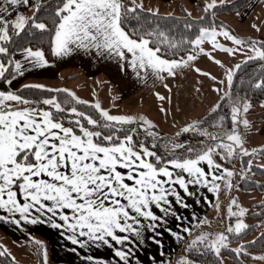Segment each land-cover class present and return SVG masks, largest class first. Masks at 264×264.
<instances>
[{"label":"snow or ice","instance_id":"1","mask_svg":"<svg viewBox=\"0 0 264 264\" xmlns=\"http://www.w3.org/2000/svg\"><path fill=\"white\" fill-rule=\"evenodd\" d=\"M235 7V0H199L200 15L194 18L180 5L181 18L161 13L158 6L145 7V0H0V79L9 85L0 89V221L48 225L79 249L110 250V255L88 254L82 264H145L139 252L149 243L160 257L151 256L148 264H226L222 252L233 264H264V248L249 250L264 240V228L250 241L240 239L264 219L249 224L251 206L232 194L240 181L264 191V182L251 180L253 168L264 175V162L254 163L264 160V143L249 146L250 134L264 131L249 119L255 107L264 111V36H238L226 23H217L219 11ZM181 20L177 35L173 27ZM251 27L259 33L264 21ZM79 50L114 60L141 83H152L165 120L173 111L169 78L187 71L206 76L215 99L201 116L182 124L173 117L175 130L165 134L143 112H114L99 98L84 99L68 87L33 81L11 86L26 69L54 64L55 58ZM216 50L240 58L225 63ZM202 56L222 74L198 66ZM252 62L255 73L245 85L239 73ZM156 82L167 95L155 89ZM242 87L248 90L244 94ZM194 92L202 94L199 77ZM175 111H182L179 103ZM189 133L196 139L183 138ZM191 186L216 195L213 207L222 227L209 230L212 219L195 212L190 224L183 223L187 218L175 205L191 207L180 191L196 196ZM222 193H227L223 209ZM255 215L264 217V201ZM170 219L181 222L177 230ZM165 231L186 245L174 260L164 256ZM234 239L239 243L233 245ZM26 244L35 249L36 264H49L43 239L31 236ZM0 264H19L2 242Z\"/></svg>","mask_w":264,"mask_h":264},{"label":"crops","instance_id":"2","mask_svg":"<svg viewBox=\"0 0 264 264\" xmlns=\"http://www.w3.org/2000/svg\"><path fill=\"white\" fill-rule=\"evenodd\" d=\"M150 1L152 0H145V3L149 6ZM154 1L156 4L159 3L156 6H158L162 12V7L164 5L168 6L170 2H180L182 0ZM161 1L164 2V5ZM191 1L196 2V0ZM51 59H53V57ZM55 59L56 63L54 64L26 69L24 76L22 78L17 77V81H14L11 86L16 88L19 86V83L29 81L45 83L53 87L71 88L82 98L83 95H85L83 92H87L88 96H94L93 92H95V96L101 100L102 106L109 107L110 110L114 112H143L148 116L151 114L158 120L161 128L167 132L175 130L171 124L173 117H175L178 124H182L189 116H201L207 109L209 103L215 99V93L209 87L212 82L206 76L195 73L194 71H187L184 76L178 77L175 80L169 78L167 82L172 85L171 107L173 108V111L169 114L168 119L165 120L164 115L159 112L158 105L160 102L154 96L153 84L141 83L134 75L131 74V69L125 68L121 70L114 60H110L107 57H97L96 54L85 52L84 50H79L77 52L70 53L68 56ZM197 65L212 71L216 75H221L223 72V69L220 66L215 65L214 62L210 61L207 57L202 56L198 58ZM197 77H199L202 86L201 95H197L194 92V85ZM155 89L167 95V90L163 88L160 82L155 83ZM113 97H115V99H113ZM177 103H179L182 109L180 112L175 111ZM262 128H264V121L260 125L259 129ZM259 132L262 134L264 131ZM191 190L197 192V189ZM180 191L187 203L191 205V207L185 209L183 206L176 204V206H179L182 209L183 216L185 217L193 212L198 215L200 210L205 209L208 204L213 203L216 199V195L209 193L206 188L199 189L196 196L187 195L183 193L182 190ZM205 195L209 197V201L203 200L202 197ZM197 198L200 199V203H196ZM15 227L21 229L29 227L33 231L42 234L55 250L56 243H60L61 248H63L62 243L64 242V245L67 246V250L64 253L65 256H58L56 252H53V259L55 261L63 259L65 264H82V258L88 254L105 255L106 252L110 255V252L105 251V248L100 251L94 246L89 248L87 251L79 249V246L77 247V252L74 253L69 251L68 249H72L68 246L71 242L67 241L60 235L59 229L51 228L48 225H32L27 222H22L21 226H16L0 221V228L4 232L9 233V231ZM26 229L27 228H25V230ZM174 230L177 229L174 227ZM16 233L18 235L19 230H17ZM163 236L167 238V240H164V244L162 243L164 256H167L173 247L167 245L165 242L172 241L174 244H177L181 241H177L175 237L167 234L166 231ZM143 253V257L150 258V246L146 245ZM158 254H160L159 250ZM83 264H87V262L85 261Z\"/></svg>","mask_w":264,"mask_h":264},{"label":"rangeland","instance_id":"3","mask_svg":"<svg viewBox=\"0 0 264 264\" xmlns=\"http://www.w3.org/2000/svg\"><path fill=\"white\" fill-rule=\"evenodd\" d=\"M163 2V1H161ZM199 2V0L195 1H191V0H182V1H178V2H170L168 4V6L164 5V2L162 3L164 6L162 7V12H168L171 11L174 14H182L183 11L180 8V5H183L185 7H188L189 9H191L193 11V16H199L200 12L196 10V4ZM159 3L156 4V2L154 0L150 1L149 6H156ZM249 5H252L251 7H249ZM148 6L145 3V7ZM240 12L241 15H237L236 13ZM220 18L225 21L230 27L231 29L234 31V33L238 36H243V37H248V36H256V37H261L264 36V28H262L261 32H256L252 27L251 24L253 22L260 24L261 21H264V0H250L249 3L247 5H245L244 7L235 10L231 13H224L222 15H220ZM221 40V42L228 44L229 46H231V41L227 40L225 37H220L219 38ZM219 59L223 60L225 63H235L237 60H239L240 58V54L237 53L236 56H231L230 54L220 51V50H216L214 53ZM85 95H83L84 99H88V100H94L96 99V96H88L87 92H83ZM91 97V98H90ZM259 106L255 107L253 110L258 109ZM252 110V111H253ZM259 114V112H258ZM257 113H251V115L249 116V119H253V117L258 115ZM150 118H152L153 120L156 121L159 130H161L162 132H164L165 134H171V132H167L164 129L161 128V126L159 125V122L156 118H154L153 115L150 114L149 116ZM257 129V128H256ZM183 138H192V139H196V137H193L190 133L189 134H185ZM259 143H264V132L261 134L259 131L254 132L252 134H250V138H249V146H255L256 144ZM254 162L256 163H261L264 162V160H254ZM236 164H238V160L235 161ZM251 176H253L251 174ZM237 179V177H236ZM235 183V180H234ZM191 189H197V186H191ZM202 189V188H200ZM233 195H237L239 201L246 207L251 206L250 207V213L254 212L258 206L257 205H253V203L264 200V191L262 190H254V191H243L241 189L233 190ZM226 196L227 193H222L220 196V203H221V207L223 209V207L225 206L226 203ZM216 198V197H215ZM216 202V199L213 203L208 204L206 206L205 209L200 210L198 216L200 217H204L207 216L209 218L212 219L213 223L210 227L209 230H217L219 227H222L219 224V220L220 217H218L216 215L215 209L213 207V204ZM175 208L177 209V211L183 216V212L182 209L179 206L175 205ZM185 217V216H184ZM186 220L183 221L184 224H190L194 217L192 216V214H189L188 216H186ZM261 217L255 216V215H248L246 217V221L248 223L251 222H256L257 220H260ZM264 219V217H263ZM180 221L177 220H173L170 219L169 220V225L176 228L177 224H180ZM202 227H208V226H202ZM256 232L252 233L250 235L244 236L240 239H243L245 241L247 240H251L253 236H255L262 228V225L260 226H256ZM25 228H27L25 230ZM23 229L21 228H13L11 231H9V233L4 232L1 228H0V242L4 243L5 245L8 246V248L13 252V254L16 256L17 261L19 262V264H33L35 262V249L32 248L30 245L26 244V241H28L30 239L31 236H36L39 239H43L48 247L49 250V264H65L63 259H58L59 261H55L53 258V252H56L58 254V256L64 255L65 256V252L67 250V246L64 245V242L62 243L63 248H61L60 243H56V250L53 248V246L50 244V242L45 238V236H43L42 234L33 231L32 229H30L29 227H25ZM19 230V234L17 235L16 231ZM28 230V231H27ZM199 230V229H198ZM165 233V232H164ZM169 234V233H167ZM187 235V234H185ZM164 240H167V238H165L164 236L162 237V243L164 244ZM167 245L172 246L173 248H171L170 253L165 256V258H171V259H176L182 252L183 249L185 248V244L183 242H178L177 244L172 241H166L165 242ZM239 240L237 239L236 241H233V245L238 244ZM69 244V243H67ZM68 246H70L71 248L75 247L77 248V245H73L72 243H70ZM147 246H150V252H151V256H156L157 258L160 257V254H158V250H157V246L149 243ZM104 248H99L98 250H103ZM69 251H71V249H68ZM85 251H87L88 249H84ZM105 251L110 252L109 249L105 248ZM144 250H141L139 252V256L141 259H143L145 261V264H148V262L150 261L151 257H143ZM250 251H256V250H250ZM60 252V253H58ZM147 253V252H146ZM105 255H109V253L105 252ZM222 255H224L226 257V264H232L231 263V258L229 256H227L226 254H224L222 252Z\"/></svg>","mask_w":264,"mask_h":264},{"label":"trees","instance_id":"4","mask_svg":"<svg viewBox=\"0 0 264 264\" xmlns=\"http://www.w3.org/2000/svg\"><path fill=\"white\" fill-rule=\"evenodd\" d=\"M250 0H235V3L237 4V7L235 8H226L225 10L223 11H219L217 13V17H216V20H217V23H226L225 21H223L221 18H220V15L224 14V13H231L235 10H238L242 7H244L245 5H247L249 3ZM199 3V2H198ZM163 13V12H161ZM176 17H183L184 13L182 14H174ZM194 18L195 17H198V16H193ZM162 24H165L169 27H172L173 25V21H161ZM182 24H183V20H181L179 22V24L176 26V27H173V31L175 32V34L179 35L180 34V31L182 29ZM227 24V23H226ZM228 25V24H227ZM229 26V25H228ZM230 27V26H229ZM231 29V27H230ZM33 44H35V41H32ZM52 57L49 55V59H51ZM255 73V62H252V63H249L247 64L246 66H244L239 75H242L245 77V81H244V84L246 85L247 84V77L249 76H252L253 74ZM237 83H240L239 80H237ZM9 86L8 84L4 83L2 79H0V89H7ZM17 88V87H16ZM244 91H248L247 89L243 88L241 89V94H244ZM249 94L250 95H254L255 93L252 92V91H249ZM259 112V114H258ZM252 113H257L258 115L253 117V120L255 122V128L259 129L260 125L262 124V122L264 121V111H262L260 108L256 109V110H253ZM185 135V134H184ZM192 135V134H191ZM235 163V161L233 162ZM256 163V162H254ZM258 164V163H256ZM252 175L251 176V180L252 181H256V180H259L261 182H264V175H262L260 173V171L256 168H253L252 170ZM239 179V177H237V180ZM240 184H241V190L243 191H248L247 189L248 188H252L251 191H254V190H261L259 187L251 184V183H247L245 181H240ZM261 201H264V200H261ZM253 205H257L258 208L260 207V201L258 202H255L253 203ZM252 215H255V211L252 212ZM257 216V215H255ZM259 217V216H258ZM261 219H263V217H261ZM256 222H251L249 224H252V225H255ZM262 228H264V225H262ZM261 228V229H262ZM256 229L257 227H254L253 229L249 230L246 234L242 235L240 238L244 237V236H247V235H250L252 233H255L256 232ZM257 235V234H256ZM237 239H234L233 241H236ZM247 241H250V240H247ZM261 248H264V240H260L258 241L256 244L252 245L250 247L249 250H259ZM224 254H226L227 256L230 257V255L227 253V252H223ZM231 258V257H230ZM36 261H37V257L35 256V262L33 264H36ZM231 263L233 264V260L231 259ZM250 264H252V262H250ZM255 264H259L258 262H255Z\"/></svg>","mask_w":264,"mask_h":264}]
</instances>
